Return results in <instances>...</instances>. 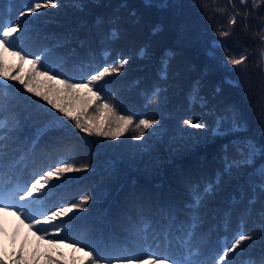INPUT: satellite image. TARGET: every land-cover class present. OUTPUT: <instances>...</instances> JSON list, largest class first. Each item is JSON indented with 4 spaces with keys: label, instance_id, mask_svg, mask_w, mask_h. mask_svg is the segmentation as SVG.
I'll return each instance as SVG.
<instances>
[{
    "label": "trees",
    "instance_id": "obj_1",
    "mask_svg": "<svg viewBox=\"0 0 264 264\" xmlns=\"http://www.w3.org/2000/svg\"><path fill=\"white\" fill-rule=\"evenodd\" d=\"M31 2L0 0V5L14 19ZM254 2L167 0L168 6L162 7L164 0H151V6L146 0H58V7L23 18L30 21L26 24L29 33L20 46L34 54L47 50L46 66H59L77 80L127 56L129 62L119 74L99 82V102L87 88L77 89L76 99H72L57 80L35 77L33 83L37 92L66 105L74 115L80 114L82 122L97 115L99 103L108 102L113 113L104 116L112 121L111 131L119 116H130L133 123L116 139L88 136L18 81H5L11 87L0 90V119L6 124L15 120L23 133L16 150L9 149L5 156L0 176L5 187L9 191L23 188L41 170L67 159L76 167L87 163L91 168L53 177L49 183L54 186L48 189L46 185L34 193L39 199L30 206L38 214L78 202L81 195L92 199L85 211L76 212L77 219L62 218L67 221L61 225L63 243L40 239L42 233L30 229L27 219L0 211L3 264H15L17 255L23 264H88L84 252L72 246L73 241L97 249L105 258L101 264H106L109 254H168L179 259L176 244L169 247L163 234L153 239L149 230L137 237L135 228L142 213L151 216L158 205L183 208L191 200L192 189L202 192L209 184L216 187L199 210L192 258L213 264L239 232L255 240L243 242L231 255L232 264H249L264 255V193L258 189V180L249 179L264 159L257 158L253 167L231 166L234 157L239 159L235 147L239 139L252 137L264 143V64L259 55L264 50V0L256 8ZM233 16L236 20L231 25ZM157 26L159 30L154 32ZM112 31L117 32L114 38L110 37ZM222 31L229 35L221 36ZM240 54L248 59L233 68L228 61ZM0 61L2 70L10 75L27 78L31 70L30 64H21L11 51L0 49ZM165 61L166 75H162ZM230 81H238L239 86ZM156 89L155 100L148 103L146 97ZM195 95L204 97L207 106L190 99ZM86 101L92 107L84 112ZM226 107L235 109L245 122L244 130L213 135L183 124L191 116L215 129ZM57 117L66 126L49 131ZM141 118L156 119L159 126L138 129ZM97 123H104V117L97 116ZM141 131L142 139H133ZM40 227L54 235L50 225L41 223ZM184 256H189L186 248Z\"/></svg>",
    "mask_w": 264,
    "mask_h": 264
},
{
    "label": "snow or ice",
    "instance_id": "obj_2",
    "mask_svg": "<svg viewBox=\"0 0 264 264\" xmlns=\"http://www.w3.org/2000/svg\"><path fill=\"white\" fill-rule=\"evenodd\" d=\"M231 2V0H229ZM262 0H255L253 3V8L259 7ZM241 4H245L246 0H240ZM146 4L151 6V0H146ZM58 0H32V2L24 8V10L19 11L18 15L13 19L5 10V8L0 5V49L4 52L11 51V55L16 56L21 64L28 63L31 65V70L28 73L27 78L21 77L19 74L10 75L6 71L2 70V61H0V76L4 80L0 81V90L10 88L11 85L5 83V81H18L29 93H34L36 96H40L44 101L62 114L63 117H67L75 122V128L79 132L84 133L88 136L96 135L98 137H111L116 139L119 135H122L125 131V126L131 125L133 123V118L130 116H119L118 123L115 131H111L112 121L109 116H104L105 113H113V108L110 103L102 102L96 107V116H92L87 119L86 122H82L81 115H74L69 108L64 104H57L54 99H51L47 94L42 95L37 92L34 88V78L35 77H45L47 80H57L58 83L63 85V91L76 99L75 92L80 88H87L89 92L96 101H101L102 88L99 84L106 76L112 74H119L120 70L129 62L127 56L117 57L113 61L111 66H105L100 70L95 71L88 75L85 79L80 77L79 80L73 75H69L66 72L60 71L59 66L48 67L46 66V57L48 56V51H41L39 54L28 53L20 46V42L25 35L29 33V29L26 27L27 23L30 21L23 19L26 17H31L33 15H39L41 9H46L49 7H58ZM162 7H167V0H164ZM135 15V13H133ZM247 17H245L246 19ZM236 17L229 21L231 25L235 24ZM159 28L154 27L153 31H158ZM264 30V26H262ZM229 35L228 32L222 31L221 36ZM117 36V32L112 31L110 37L114 38ZM109 36L102 37L107 40ZM261 40H264V36H261ZM141 54L144 53V49H140ZM261 56V63L264 64V50L259 53ZM33 58H29V57ZM248 57L244 54H240L238 58L232 57L229 59V63L236 68L245 63ZM167 62L165 61L164 68L162 69V75H166ZM62 77V78H60ZM107 83V82H106ZM235 86H239V82H232ZM219 91V88H217ZM159 89L152 92L147 96L148 103H152ZM191 100H199L202 107L207 106V101L204 97L198 95L190 97ZM90 107H92L90 102H85L83 111L86 112ZM97 116L104 117V123H97ZM159 121L156 119L141 118L136 124V127L143 128L144 130L152 128L154 125L159 126ZM183 124L197 130H203L205 132L211 131L213 135L229 134L233 132H240L245 129L246 125L238 114H236L235 109L231 107H226L223 113H221L217 120L215 129H209L206 123L201 122L191 116L183 120ZM58 126H66L64 122L60 120L59 117L56 118V123L52 125L49 129L55 130ZM143 131L135 135L133 139L139 141L143 137ZM23 133L20 131V124L13 120L10 124H6L3 119H0V176L3 175V169L5 167V156L9 149L16 150V147L20 143ZM261 136H264V131L261 132ZM27 146H25L26 148ZM227 145L224 146L227 150ZM236 149L239 155L237 160L233 158V164L231 166L240 167H253L256 163L257 158L264 159V143H258L252 137H243L239 139L236 144ZM230 166V167H231ZM90 164H83L80 167H76L73 164L67 163V159L57 161L54 166L49 167L47 170H41L33 180L25 182V186L9 191L3 181L0 180V211L9 212L11 211L13 215L19 217H24L29 221L28 227L30 229H35L36 232L42 233L40 239H48L49 243H63L65 237L61 233L65 230L61 227L62 224L67 223L63 220V217H68V220L77 219L76 212L85 211L84 206L92 199L89 195H81L78 202L65 203L61 205L54 206L55 210L46 209L43 213H35V210L30 206L31 202L39 199L34 193L40 192L47 185L48 189H51L54 185L50 184L49 181L53 177L60 178L62 174H68L73 172L87 171L90 170ZM250 182L253 180H258V189L261 193H264V163L258 167H254L253 175L249 178ZM219 181H217V184ZM216 185L209 184L203 189L202 192H198L197 189H192L191 200L183 207L177 208L174 205H168L167 207L157 206L156 211L153 215L147 216L143 213L141 214L139 226L135 228V235L139 237L142 233H148L151 230V235L153 239H159L161 234H163L164 239L168 241L169 247L173 243L176 244V251L179 252V259L173 258L172 255L168 254H150L147 256L138 255H113L109 254L106 259V264H205L199 258H192V249L196 246V231L198 222L201 217L199 215V210L203 206L206 198L209 194L215 191ZM43 195V193H41ZM181 214H183L184 219H181ZM41 217V218H38ZM59 220L60 223H54ZM264 221V217H262ZM41 223L48 224L54 235H49V229L40 227ZM261 231L264 232V224H262ZM255 237L246 234L245 232L237 233L234 240L231 242L230 246H225L221 252L213 260V264H232L231 255L234 254L245 241H254ZM73 247H78V250L84 252L85 256L88 258V264H101V260L105 259L100 255L97 249L92 248L89 244L83 243L81 241H73ZM88 248V251L85 249ZM188 249L189 256H184V249ZM0 264H3L0 260ZM15 264H23L22 259L17 255ZM249 264H264V255H262L258 260H250Z\"/></svg>",
    "mask_w": 264,
    "mask_h": 264
}]
</instances>
